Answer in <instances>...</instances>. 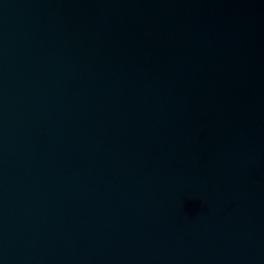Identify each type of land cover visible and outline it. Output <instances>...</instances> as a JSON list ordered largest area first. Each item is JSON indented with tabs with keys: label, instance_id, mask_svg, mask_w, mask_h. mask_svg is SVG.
I'll return each mask as SVG.
<instances>
[{
	"label": "water",
	"instance_id": "95a60500",
	"mask_svg": "<svg viewBox=\"0 0 264 264\" xmlns=\"http://www.w3.org/2000/svg\"><path fill=\"white\" fill-rule=\"evenodd\" d=\"M0 264H264V0H0Z\"/></svg>",
	"mask_w": 264,
	"mask_h": 264
}]
</instances>
